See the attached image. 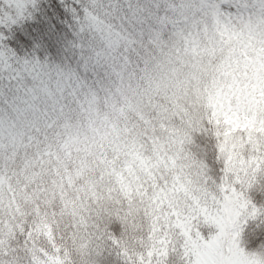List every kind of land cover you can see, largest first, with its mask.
Segmentation results:
<instances>
[{
	"label": "snow or ice",
	"instance_id": "1",
	"mask_svg": "<svg viewBox=\"0 0 264 264\" xmlns=\"http://www.w3.org/2000/svg\"><path fill=\"white\" fill-rule=\"evenodd\" d=\"M152 8L0 0V264H264V116L223 89L256 6Z\"/></svg>",
	"mask_w": 264,
	"mask_h": 264
},
{
	"label": "rangeland",
	"instance_id": "2",
	"mask_svg": "<svg viewBox=\"0 0 264 264\" xmlns=\"http://www.w3.org/2000/svg\"><path fill=\"white\" fill-rule=\"evenodd\" d=\"M133 1L143 7L147 0ZM172 2L173 0H170L169 3ZM175 2L195 4L197 0H175ZM225 6L227 8V0H225ZM255 6V12L250 17L246 16L243 21L235 24L231 33L224 36L225 44L230 51V61L225 76L228 83L223 86L227 102L235 101L242 110L250 112L253 118L257 115L264 116V62L261 57L250 58L248 61H241L240 58L243 52L252 55L256 46H261V44L264 46V5H261V0H259ZM170 35L164 42L169 39ZM124 115L130 119L127 113ZM136 115L141 114L137 112ZM100 135L102 142L107 139L104 133ZM248 195L253 202L264 205V174L258 177L257 183L249 189ZM253 197L258 198L254 200Z\"/></svg>",
	"mask_w": 264,
	"mask_h": 264
},
{
	"label": "trees",
	"instance_id": "3",
	"mask_svg": "<svg viewBox=\"0 0 264 264\" xmlns=\"http://www.w3.org/2000/svg\"><path fill=\"white\" fill-rule=\"evenodd\" d=\"M257 1H259V0H240V2L242 4L248 5V7H252L253 5H255L257 3ZM164 2L169 3L170 0H168V1L167 0H147L144 2L143 7H141V9H142V11L148 12L149 15L152 16L153 20H155V16H154L155 10H154V8H152V6L157 4V3H164ZM160 16H161V20H163V18H164V12L163 11L160 12ZM30 18H32L31 17V9L25 15V17L15 21V23H21L22 24L25 19H30ZM140 19L142 21H144L145 25L147 26V21L145 20V18L143 16H141ZM156 23L158 24V26L160 25V22H156ZM171 29H172L171 23H169L167 25V27L164 28L163 33H162L163 41H165L168 38V36L172 32ZM241 50H242V48H241ZM260 57L263 59V62H264V46L262 44H261V46L255 47V49L252 52V55L243 52V55L241 56L240 60L241 61H248L250 58L252 59V58H260ZM0 179H2V177H0ZM68 190L70 191V186L68 187ZM257 198L258 197H253L254 200H257ZM259 204L263 205L262 203H259ZM115 234L117 236L120 235L119 232H116ZM117 253H118V249H116L115 247H112V246H108L104 250L102 255L100 257H98V259L102 262V264H123V257L119 256Z\"/></svg>",
	"mask_w": 264,
	"mask_h": 264
}]
</instances>
